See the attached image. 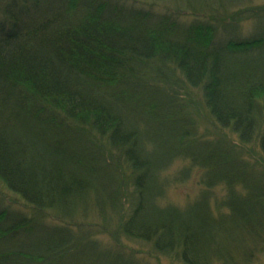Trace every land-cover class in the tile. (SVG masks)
Listing matches in <instances>:
<instances>
[{"label":"trees","instance_id":"1","mask_svg":"<svg viewBox=\"0 0 264 264\" xmlns=\"http://www.w3.org/2000/svg\"><path fill=\"white\" fill-rule=\"evenodd\" d=\"M139 1L0 0V264L264 254V4Z\"/></svg>","mask_w":264,"mask_h":264},{"label":"rangeland","instance_id":"2","mask_svg":"<svg viewBox=\"0 0 264 264\" xmlns=\"http://www.w3.org/2000/svg\"><path fill=\"white\" fill-rule=\"evenodd\" d=\"M123 1L126 2L127 4H133L137 8H141L142 10H145V11H147L149 9H153V7H149L148 4L142 3L140 1L135 2V3H134V0H123ZM256 3L264 4V0H256ZM204 122L200 120V125H199L200 132H203V129H205L207 127V125L205 127ZM186 164H187V162L181 161L180 159H176L172 163L169 170L167 172H165V174L167 176H172L177 171H179L184 166H186ZM260 168L264 169V165H260ZM198 180H199V172L193 171L192 177L188 181H186L183 184L176 185L170 189V191L167 193V199H166L167 203L169 202V203H172L175 205L182 206L187 201L192 200L194 197L197 196V194L200 191V186L198 185ZM213 192H214L213 193L214 196H216L217 199L221 198V196L223 195V190L221 189V187L213 190ZM76 221L80 222L81 219H76ZM84 222L86 224L99 223V219L89 217L88 219H85ZM100 222H101V220H100ZM98 239L103 244L111 243V239L108 237V235L98 236ZM111 245H112V243H111ZM129 245L132 247H135V245H133V244H129ZM151 263H154L153 260H151ZM159 264H176V263H171L170 260L168 261L165 258H161L159 260ZM253 264H264V254L260 255L258 257V259Z\"/></svg>","mask_w":264,"mask_h":264}]
</instances>
